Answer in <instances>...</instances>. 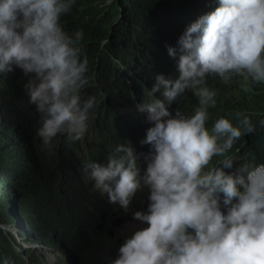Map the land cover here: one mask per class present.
Returning a JSON list of instances; mask_svg holds the SVG:
<instances>
[{"label":"clouds","instance_id":"obj_1","mask_svg":"<svg viewBox=\"0 0 264 264\" xmlns=\"http://www.w3.org/2000/svg\"><path fill=\"white\" fill-rule=\"evenodd\" d=\"M74 2L0 0V73L19 69L30 77L24 87L41 115L37 135L49 148L58 135L69 142L82 140L97 104L94 96L81 94L92 80L81 46L84 33L70 35L61 23ZM178 44L179 78L158 74L151 89L152 95L162 92L164 101L137 105L154 122L141 141L151 145L146 173L141 176L134 148L123 144L106 164L84 165L95 189L124 212L147 189V212L133 213L147 226L121 243L111 264H264V164L225 171L235 163L227 153L257 125L235 112L229 115L238 124L220 117L206 127L209 107L217 104L209 77L225 84L237 77L264 84V0H219V7L186 28ZM168 52L177 55L171 46ZM186 90L198 98L199 107L191 116L179 108L173 115L167 105ZM258 124L264 128V119ZM214 157L224 159L213 165ZM10 201L16 222L0 225L23 243L19 231L29 222L20 199ZM24 246L38 252L42 247Z\"/></svg>","mask_w":264,"mask_h":264},{"label":"trees","instance_id":"obj_2","mask_svg":"<svg viewBox=\"0 0 264 264\" xmlns=\"http://www.w3.org/2000/svg\"><path fill=\"white\" fill-rule=\"evenodd\" d=\"M217 7L219 0H75L61 23L70 35L84 33L81 46L92 80L81 94L97 101L80 141L58 135L50 148L45 147L37 135L41 115L24 87L30 77L19 69L0 73V224L16 222L11 197L20 199L29 222L19 231L23 243L0 225V264H71L70 257L77 264H111L117 258L121 243L131 235H121L115 225L133 219L135 211L147 212V189L138 192L124 212L95 189L84 165L106 164L123 144L134 148L141 176L146 173L151 145L141 141L154 122L137 105L164 101L162 92L151 94L156 75L179 78L180 37ZM169 46L177 49L176 57L169 55ZM207 86L217 92V104L209 107L206 127L211 129L220 117L238 124L229 115L235 112L257 125L255 133L243 135L227 153L235 163L225 171L232 174L245 163L264 164V128L258 124L264 119V84L243 77L225 84L217 76L209 77ZM167 107L173 115L179 108L191 116L199 100L186 90ZM222 159L214 157L212 164ZM24 243L42 247L38 252ZM46 251L57 254L58 261H47Z\"/></svg>","mask_w":264,"mask_h":264},{"label":"rangeland","instance_id":"obj_3","mask_svg":"<svg viewBox=\"0 0 264 264\" xmlns=\"http://www.w3.org/2000/svg\"><path fill=\"white\" fill-rule=\"evenodd\" d=\"M146 225H142L139 221H136L133 219H121L116 225V230L119 231L121 235H132L136 230H138L141 227H144ZM48 255L47 261H50L51 263H55L58 261V255L55 253H52L51 251L45 252Z\"/></svg>","mask_w":264,"mask_h":264}]
</instances>
